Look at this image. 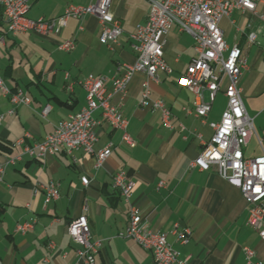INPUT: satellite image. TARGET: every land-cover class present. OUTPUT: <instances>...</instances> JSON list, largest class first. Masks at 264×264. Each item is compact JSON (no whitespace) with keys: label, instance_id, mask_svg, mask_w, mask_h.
<instances>
[{"label":"crops","instance_id":"0c3cea01","mask_svg":"<svg viewBox=\"0 0 264 264\" xmlns=\"http://www.w3.org/2000/svg\"><path fill=\"white\" fill-rule=\"evenodd\" d=\"M92 1L32 0L27 17L54 19L68 5L88 6ZM256 11L257 15L235 11L221 21L229 47H240L247 59L240 88L254 119L255 134L244 148L249 159L264 151V23L259 17L264 15V0L257 2ZM112 12L124 30L120 44L113 48L100 42V23L94 16L72 19L60 35L43 38L31 33L12 35L0 14V76L31 100L30 105L14 106L0 93V165L6 168L0 184V264H83L68 226L85 207L92 239L103 243L97 264H156L135 241L119 237L128 223V205L113 187L119 172L136 183L132 201L141 209L144 224L168 234L169 242L183 258H189V264H246V247L264 264V241L247 225L248 206L240 189L213 168L200 171L190 166L203 149L198 135L210 142L214 132L193 114L194 96L177 83L195 57V49L193 38L176 27L165 38L164 58L172 73H161V83L150 81L152 98L163 100L171 110L172 129L163 125L159 112L140 107L141 83L147 77L138 73L125 97L114 94L111 99L128 120L134 146L123 140L121 131L102 122L101 111H96L94 119L101 123L95 128V153L112 146V155L102 167L96 168L95 154L82 151L76 161L65 153L43 160L26 154L27 147L86 106L81 81L105 76L107 91L112 93L111 79L120 65L136 61L130 35L146 22L149 6L145 0H114ZM250 32L256 33L253 44L248 43ZM69 40L75 41V49L60 51L58 45ZM226 105L225 95L219 93L208 122H219ZM47 106L50 111L43 117ZM82 178L88 179V186ZM51 182L59 184L60 196L45 208L41 186ZM33 219L32 230L18 231L19 225ZM176 224L191 231L189 244H179L171 234ZM50 243L54 250L49 249Z\"/></svg>","mask_w":264,"mask_h":264},{"label":"built area","instance_id":"2783aa9c","mask_svg":"<svg viewBox=\"0 0 264 264\" xmlns=\"http://www.w3.org/2000/svg\"><path fill=\"white\" fill-rule=\"evenodd\" d=\"M114 0H93L88 6L68 5L58 18L32 20L27 17L32 0H0V14L8 24V32L12 35L35 34L43 38L58 36L72 19L80 20L87 15L98 18L100 23V42L109 48L120 44L124 35L121 21L112 12ZM149 6L145 23L137 26L130 35L135 42L136 61L133 64H122L118 74L111 79L113 92L108 93L105 76H88L80 85L87 95L86 106L78 113L60 121L54 131L42 141L26 148L30 158L43 160L49 156L65 153L76 161L77 153L82 151L95 154L96 168L102 167L112 155V146L95 153L98 141L95 128L101 122L94 119V113L101 111L102 122L123 134V140L134 146L128 133V120L123 112L111 104L114 94L123 97L128 86L138 73L146 75L141 83L142 96L140 107L159 112L163 125L172 129V113L161 99H153L150 81L161 83L160 74H171L164 54L166 36L174 28L189 34L194 40L195 57L177 81L178 85L188 90L193 96V114L204 124H208L214 134L210 142L198 139L203 146L199 157L193 161L191 168L209 171L214 168L217 174L231 185L240 189L248 206V226L264 241V151L263 154L249 159L244 155V148L255 134L254 120L248 115L242 97L240 80L248 69L244 51L238 47H229L221 21L235 11L249 12L257 15L259 0H145ZM264 23V15H260ZM256 33L250 32L248 43L253 44ZM76 47L73 40L58 45L64 52H72ZM70 76L67 74V78ZM72 88V84L69 85ZM0 93L9 98L14 105H30L31 100L23 90H13L0 76ZM223 93L227 98V107L219 122H208L216 96ZM208 95V99L206 96ZM50 111L47 106L43 112L46 117ZM11 114L14 112L11 111ZM3 117L0 116V125ZM261 142V141H260ZM6 168L0 165V184L5 180ZM82 183L88 186L87 178ZM161 186L163 183L160 184ZM136 183L129 179L125 172L116 173L113 187L128 205V223L119 237L132 239L145 251L151 253L156 264H189L188 257H182L168 240V234L155 232L143 221V213L132 199ZM45 195L44 207L55 202L60 196L57 183L41 186ZM36 220L18 226V231L25 234L32 230ZM177 242L187 245L191 239V231L182 229L176 224L171 231ZM68 235L79 246L77 255L83 264H97L96 256L103 248L102 241L92 239L88 208L72 220L68 226ZM54 250V243L49 244ZM246 264H262L257 254L250 248H244Z\"/></svg>","mask_w":264,"mask_h":264},{"label":"rangeland","instance_id":"374dc122","mask_svg":"<svg viewBox=\"0 0 264 264\" xmlns=\"http://www.w3.org/2000/svg\"><path fill=\"white\" fill-rule=\"evenodd\" d=\"M31 8V7H30ZM230 42V41H229ZM229 44V43H228ZM242 90V89H241ZM242 97H243V95H242ZM227 99V98H226ZM244 102V101H243ZM226 107H227V105H226ZM246 108V107H245ZM247 111V110H246ZM248 113V112H247ZM249 115V114H248ZM252 118V117H251ZM253 119V118H252ZM254 120V119H253ZM194 169V168H193ZM198 169V168H197ZM212 169V168H211ZM210 169V170H211ZM214 169V168H213ZM216 171V170H215ZM217 173V172H216ZM247 225H248V220H247ZM262 240V239H261Z\"/></svg>","mask_w":264,"mask_h":264}]
</instances>
